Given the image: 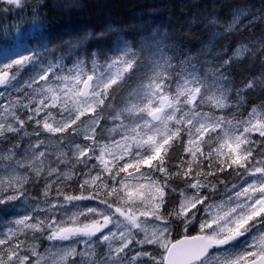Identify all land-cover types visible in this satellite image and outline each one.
<instances>
[{
    "label": "snow or ice",
    "instance_id": "obj_1",
    "mask_svg": "<svg viewBox=\"0 0 264 264\" xmlns=\"http://www.w3.org/2000/svg\"><path fill=\"white\" fill-rule=\"evenodd\" d=\"M46 20L34 43L0 45V211L24 207L0 264H264V103L247 106L264 73L233 79L255 49L197 67L159 32L64 40ZM257 21L264 0L222 33Z\"/></svg>",
    "mask_w": 264,
    "mask_h": 264
},
{
    "label": "trees",
    "instance_id": "obj_2",
    "mask_svg": "<svg viewBox=\"0 0 264 264\" xmlns=\"http://www.w3.org/2000/svg\"><path fill=\"white\" fill-rule=\"evenodd\" d=\"M30 2L32 3L27 12L7 9L0 3V45L7 47L25 40L34 43L42 31L39 24L46 17V23L52 24L54 31L63 35L64 40H75L87 33L105 31L107 32L105 40L110 43L115 37L108 31L109 29L117 30V35L137 38L159 32L166 35L168 41L175 44L178 50H182L184 55L199 60L200 64L197 67L203 65L205 61H211L217 53L234 51L236 47L248 45L255 51L245 53L242 61L239 59L234 65L235 83L240 84L242 79L252 77L254 73L258 74L256 77L264 73V56L261 55L264 48L260 44V41L264 40V23L257 21L254 27L242 29L239 33H222V29L231 21L237 10L246 7L253 11L259 10L261 0H30ZM197 16L198 22L194 23L193 19ZM210 17L216 18V24L211 28H205L204 22ZM6 24H11L12 28ZM18 28L21 30H16ZM35 30L37 31L35 34L29 33ZM224 35H228V38L225 39ZM83 46L97 47V41L93 37L86 40ZM99 47H104V44ZM262 103L264 91L258 88L248 98L247 106H259ZM41 190L42 184L28 186L31 197L39 196ZM69 191L78 192L79 189L75 187ZM7 214L0 211V225L4 224L1 220L3 215Z\"/></svg>",
    "mask_w": 264,
    "mask_h": 264
},
{
    "label": "rangeland",
    "instance_id": "obj_3",
    "mask_svg": "<svg viewBox=\"0 0 264 264\" xmlns=\"http://www.w3.org/2000/svg\"><path fill=\"white\" fill-rule=\"evenodd\" d=\"M0 92H4V93H5V97L8 96V92L5 91V89L0 88ZM117 138H118V137H117ZM6 163H7V162H5V161H0V176H2V175L4 174V170H5ZM20 171H23V170H20ZM18 203H19V202H18ZM28 203H30V202L28 201ZM78 203H79L82 207H83V206H91V207L99 206V207H102V206H100V205H97V203L93 204L91 201H83V202H78ZM71 211H75V209H74V208H70V209H69V212H71ZM13 212H15L16 215H15V216H12V219H11L10 223H9L8 226L4 229L3 232L7 231V229H8L9 227H14V225L12 224V221H13L14 219L17 218V215H18V214H23V212H24V207L16 208ZM80 219L83 220L84 217H81ZM66 243H71V242H66ZM74 246H76L77 248H79L81 245H74ZM46 250H48V251H58V249H53V248L51 247V245L49 244L48 241H45V251H46ZM45 251H44V252H45ZM44 252H42V253H44Z\"/></svg>",
    "mask_w": 264,
    "mask_h": 264
},
{
    "label": "bare ground",
    "instance_id": "obj_4",
    "mask_svg": "<svg viewBox=\"0 0 264 264\" xmlns=\"http://www.w3.org/2000/svg\"><path fill=\"white\" fill-rule=\"evenodd\" d=\"M55 6V5H54ZM203 9V8H202ZM234 13V12H233ZM161 14V13H160ZM233 16V15H232ZM91 17V16H90ZM105 17V16H104ZM155 18V17H154ZM225 21V20H224ZM257 23V22H256ZM147 25V24H146ZM90 26V25H89ZM96 26V25H95ZM104 26V25H103ZM134 26V25H133ZM58 31V30H57ZM63 31V30H62ZM129 36V35H128ZM196 45V44H195ZM226 45V44H225ZM252 45V44H251ZM237 48V47H236ZM235 48V49H236ZM239 61V60H238ZM240 61H242V58H241V60ZM243 65V64H242ZM237 67V66H236ZM249 66H247V68H248ZM245 69H246V67H245ZM249 69V68H248ZM250 70V69H249ZM251 70H253L252 69V67H251ZM261 70V69H260ZM240 72V71H239ZM246 72V71H245ZM247 72H249V74H250V71H248L247 70ZM253 72H255V71H253ZM257 72H259V71H257ZM241 74V73H240ZM245 74V73H244ZM253 74V73H252ZM255 74V73H254ZM243 75V74H242ZM256 76L258 75V74H255ZM237 76V75H236ZM245 77V76H244ZM242 78V77H241ZM240 83V82H239ZM258 91V90H257ZM33 187H34V185H33ZM4 216V215H3Z\"/></svg>",
    "mask_w": 264,
    "mask_h": 264
},
{
    "label": "flooded vegetation",
    "instance_id": "obj_5",
    "mask_svg": "<svg viewBox=\"0 0 264 264\" xmlns=\"http://www.w3.org/2000/svg\"><path fill=\"white\" fill-rule=\"evenodd\" d=\"M174 236H175V233H174Z\"/></svg>",
    "mask_w": 264,
    "mask_h": 264
}]
</instances>
